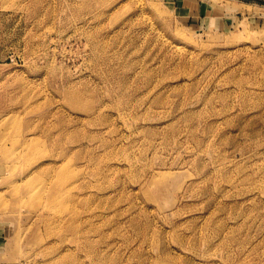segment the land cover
Listing matches in <instances>:
<instances>
[{"label":"rangeland","instance_id":"1","mask_svg":"<svg viewBox=\"0 0 264 264\" xmlns=\"http://www.w3.org/2000/svg\"><path fill=\"white\" fill-rule=\"evenodd\" d=\"M0 264H264V0H0Z\"/></svg>","mask_w":264,"mask_h":264}]
</instances>
